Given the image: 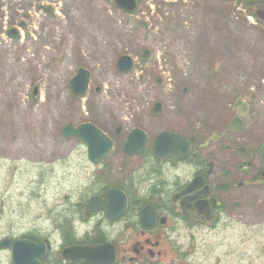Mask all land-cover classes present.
I'll return each instance as SVG.
<instances>
[{
	"label": "rangeland",
	"instance_id": "1",
	"mask_svg": "<svg viewBox=\"0 0 264 264\" xmlns=\"http://www.w3.org/2000/svg\"><path fill=\"white\" fill-rule=\"evenodd\" d=\"M245 5L142 0L129 15L114 0H0V241L55 232L68 196L82 197L103 170L88 161L82 140L64 137L69 122H92L119 141L111 185L130 161L121 146L134 127L148 131L151 143L165 130L205 141L237 116L244 125L233 139L257 157L253 169L264 166V21L254 18L264 5ZM122 55L135 59L129 73L117 68ZM81 67L91 76L78 97L70 81ZM131 162L136 168L142 159ZM241 163L234 170L243 180ZM262 188L246 203L264 222ZM251 238L264 244L263 223ZM206 256L190 258L208 264ZM0 264H12L2 249Z\"/></svg>",
	"mask_w": 264,
	"mask_h": 264
},
{
	"label": "flooded vegetation",
	"instance_id": "2",
	"mask_svg": "<svg viewBox=\"0 0 264 264\" xmlns=\"http://www.w3.org/2000/svg\"><path fill=\"white\" fill-rule=\"evenodd\" d=\"M135 128L140 127H134L121 146L130 161L119 165L122 176L116 184H110L108 167L120 143L111 136L115 148L110 157L98 165L88 160L103 170L95 174L96 182L82 197L68 196L71 206L65 208L66 216L59 217L55 232L39 238L33 234L6 238L45 242L46 258L38 259L41 264H90L86 259H75L76 253L65 254V250L105 244L116 251L114 264H194L190 257H196L197 263L204 254L210 255L205 257L208 264H244L250 256L253 260L249 264H264V244L257 247L251 238L264 224L262 215L246 203L257 199L253 191L264 186V166L252 168L257 157L233 139L237 133L224 134L227 127L205 141L199 134L186 136L193 142L189 157L160 159L155 155L154 141L139 155L125 152ZM116 129L118 135L122 133V128ZM83 146L88 158V147ZM259 151L264 152L260 147ZM249 156L251 160L246 161ZM235 157H243L238 161L243 162L239 167L243 180L235 175ZM138 159L142 162L134 168L131 161ZM259 159L264 163L263 155ZM111 190L123 192L127 199L123 214L116 219H110L104 209L90 210L93 197L107 200ZM258 204L259 200L254 205ZM2 250L9 252L13 264L12 249Z\"/></svg>",
	"mask_w": 264,
	"mask_h": 264
},
{
	"label": "water",
	"instance_id": "3",
	"mask_svg": "<svg viewBox=\"0 0 264 264\" xmlns=\"http://www.w3.org/2000/svg\"><path fill=\"white\" fill-rule=\"evenodd\" d=\"M116 5L127 14H133L140 5V0H114ZM239 1L247 5L264 4V0H228ZM257 16L264 20V9L256 11ZM17 35L16 32H11ZM151 51L146 49L143 56L148 58ZM119 71L129 73L134 69L135 61L129 55H123L117 62ZM90 82V71L87 68H81L77 75L72 79L71 86L75 95H84ZM188 87H184L183 93H187ZM163 109L162 103L157 102L154 111L160 113ZM243 120L235 118L232 121L228 132H239L243 128ZM66 138L78 137L88 145L89 159L95 163L103 162L111 153L113 141L104 134L93 123H82L75 126L72 122L66 124L63 130ZM148 144V135L141 128H135L128 137L125 144V152L132 155L142 153ZM192 149V140L184 137L180 133L164 131L160 133L154 143L155 155L160 159H166L173 154L179 158H186ZM264 180V171L261 174ZM127 204L126 196L119 190H111L108 193L107 200H100L93 197L90 201V210L96 211L104 209L110 219L120 217ZM90 211V212H91ZM144 218L142 219V221ZM46 243L25 242L24 240L3 239L0 242V248H11L14 264H41L38 259L46 258ZM115 251V250H114ZM76 253L78 260L86 259L90 264H114L116 261V251L111 250L110 244L97 246H75L65 250V254Z\"/></svg>",
	"mask_w": 264,
	"mask_h": 264
},
{
	"label": "bare ground",
	"instance_id": "4",
	"mask_svg": "<svg viewBox=\"0 0 264 264\" xmlns=\"http://www.w3.org/2000/svg\"><path fill=\"white\" fill-rule=\"evenodd\" d=\"M88 156H89V153L87 154ZM110 157V154H109V156L106 158V159H108ZM90 162H93V161H91V160H89ZM94 163V162H93ZM96 164V163H95ZM98 165V164H97ZM96 166V165H95ZM121 192V191H120ZM121 193H123V192H121ZM124 194V193H123ZM125 195V194H124ZM126 196V195H125ZM104 201H106V200H104Z\"/></svg>",
	"mask_w": 264,
	"mask_h": 264
}]
</instances>
